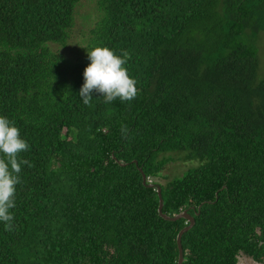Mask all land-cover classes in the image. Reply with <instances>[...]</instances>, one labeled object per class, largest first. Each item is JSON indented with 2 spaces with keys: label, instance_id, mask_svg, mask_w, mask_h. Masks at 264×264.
<instances>
[{
  "label": "trees",
  "instance_id": "obj_1",
  "mask_svg": "<svg viewBox=\"0 0 264 264\" xmlns=\"http://www.w3.org/2000/svg\"><path fill=\"white\" fill-rule=\"evenodd\" d=\"M79 0H0V115L21 153L13 228L0 222V264H236L264 258V74L254 39L264 0H97L91 48L130 55L139 94L105 104L79 92L87 59L64 66ZM244 36V40H242ZM129 129L122 138L121 126ZM180 153L198 165L153 178ZM141 169L146 183H141ZM216 193V194H215Z\"/></svg>",
  "mask_w": 264,
  "mask_h": 264
},
{
  "label": "clouds",
  "instance_id": "obj_2",
  "mask_svg": "<svg viewBox=\"0 0 264 264\" xmlns=\"http://www.w3.org/2000/svg\"><path fill=\"white\" fill-rule=\"evenodd\" d=\"M86 50L90 63L84 69V83L79 92L84 105H90L94 92L103 97L105 104H111L117 99L130 102L137 97V81L126 67L130 59L127 51L117 55L106 46ZM120 131L122 138L128 137L129 129L126 125H122ZM29 148L15 122L0 115V222L4 223L7 231L12 230L15 219L11 209L16 207V186L21 183V166H32L27 159L21 158V153Z\"/></svg>",
  "mask_w": 264,
  "mask_h": 264
},
{
  "label": "rangeland",
  "instance_id": "obj_3",
  "mask_svg": "<svg viewBox=\"0 0 264 264\" xmlns=\"http://www.w3.org/2000/svg\"><path fill=\"white\" fill-rule=\"evenodd\" d=\"M99 18L97 0H79L73 10V21L67 30L65 43L48 44L49 50L63 60L64 66L74 67L81 64L87 57V50H90V29H92ZM244 40V36H242ZM256 49L257 68L255 79H259L264 74V29L259 31L254 39ZM86 47V49L84 47ZM165 157L169 160L164 164L159 177L153 178L158 183L164 184L169 179L180 177L187 169L196 167L198 161L184 160L180 153H164L158 158Z\"/></svg>",
  "mask_w": 264,
  "mask_h": 264
},
{
  "label": "water",
  "instance_id": "obj_4",
  "mask_svg": "<svg viewBox=\"0 0 264 264\" xmlns=\"http://www.w3.org/2000/svg\"><path fill=\"white\" fill-rule=\"evenodd\" d=\"M140 174H141V183L144 184L147 187H152L153 184H151L150 182H145V176L142 173L141 169L138 168ZM156 190V195L158 198V204H157V214L159 217H161L164 220H168V221H174L177 220L179 218L184 219L185 220V226H183L180 230H178V232L176 233L175 236V243H176V248H177V259H176V264H181L182 260H183V254H182V249H181V244H180V237L181 235L187 231L194 223L192 216H190L185 209L177 212L176 214H173L171 216H168L164 213H162L161 211V206H162V200H161V196H160V188L158 186L155 187ZM216 194V193H215ZM242 255V253H239V256ZM239 256L237 257L238 259V264H264V259L262 261H255L253 260L250 256H243L242 259H239Z\"/></svg>",
  "mask_w": 264,
  "mask_h": 264
},
{
  "label": "flooded vegetation",
  "instance_id": "obj_5",
  "mask_svg": "<svg viewBox=\"0 0 264 264\" xmlns=\"http://www.w3.org/2000/svg\"><path fill=\"white\" fill-rule=\"evenodd\" d=\"M239 253H240V252H238V254L236 255V264H238V259H237V257L239 256ZM241 253H242V252H241ZM244 255H245V254L242 253V255L239 256V259H242ZM245 256H248V255H245ZM263 259H264V258H262V260H263ZM262 260H261V261H262Z\"/></svg>",
  "mask_w": 264,
  "mask_h": 264
},
{
  "label": "built area",
  "instance_id": "obj_6",
  "mask_svg": "<svg viewBox=\"0 0 264 264\" xmlns=\"http://www.w3.org/2000/svg\"><path fill=\"white\" fill-rule=\"evenodd\" d=\"M148 182H150V180H148Z\"/></svg>",
  "mask_w": 264,
  "mask_h": 264
}]
</instances>
